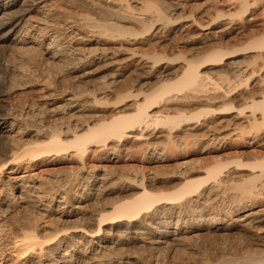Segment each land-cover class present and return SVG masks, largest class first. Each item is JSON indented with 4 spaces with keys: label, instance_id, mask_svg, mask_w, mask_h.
Wrapping results in <instances>:
<instances>
[{
    "label": "bare ground",
    "instance_id": "6f19581e",
    "mask_svg": "<svg viewBox=\"0 0 264 264\" xmlns=\"http://www.w3.org/2000/svg\"><path fill=\"white\" fill-rule=\"evenodd\" d=\"M0 49L46 66L0 79V264H264V0H0Z\"/></svg>",
    "mask_w": 264,
    "mask_h": 264
},
{
    "label": "rangeland",
    "instance_id": "374dc122",
    "mask_svg": "<svg viewBox=\"0 0 264 264\" xmlns=\"http://www.w3.org/2000/svg\"><path fill=\"white\" fill-rule=\"evenodd\" d=\"M83 2V1H82ZM81 1L77 4L78 6L77 7H79L80 6V4L82 3ZM83 4V3H82ZM81 7H83V8H81ZM82 9V10H84V12H88V11H90V9H88L86 6H84V4L82 5V6H80L79 8H77V9ZM87 8V9H86ZM93 10H91L90 12H92ZM89 13V12H88ZM93 13V12H92ZM90 13L89 15H90V17L93 19H98L99 17H97L96 16V14L95 13ZM96 16V17H94V16ZM230 40V39H229ZM5 51V52H4ZM12 51V52H11ZM10 51V49H0V79H6V77L7 78H10L12 75L10 74V73H12L13 71H12V68H15L16 69V72L17 73H19V74H21V71L22 70H24V69H28L27 70V73L29 72V73H39V74H41L42 72H43V68L44 67H46L44 64H42L40 61L38 62V60H35V59H29L30 57L29 56H31L30 54L28 55V54H26V55H24V54H19V53H17V51L15 50H11ZM17 53V54H16ZM29 57V58H28ZM34 61V62H33ZM38 62V63H37ZM8 64V65H7ZM25 64V65H24ZM40 66H39V65ZM22 65V66H21ZM26 66V67H25ZM8 67H10L9 69H8ZM24 68V69H23ZM22 69V70H21ZM10 70V71H9ZM25 70V71H26ZM42 71V72H41ZM8 72H9V74H8ZM16 73V74H17ZM10 76V77H9ZM107 76H110V73L108 72V71H103V72H99V74L97 73V74H94V75H92V76H90V77H88L87 79L86 78H84V79H81L79 82H77V83H79L78 85L80 86V88L82 89L81 91L83 92L84 90H91V89H94V87L96 88H100L102 85H103V83H104V81L106 82L107 80H109L108 78H110V77H107ZM81 84V85H80ZM123 84L121 83V84H119V88L122 86ZM85 87V88H84ZM38 90V88L37 89H35L34 88V90H27L26 92H22V93H20V94H17V95H15L13 98H14V100H17V101H19V102H25V103H33L32 101L34 100V103L36 102V99L38 100V92L39 91H37ZM80 90V89H79ZM24 93V94H23ZM36 97V98H35ZM28 101V102H27ZM206 160V159H205ZM206 162V161H205ZM215 240V239H214ZM213 240V241H214ZM221 238L219 239H217V242H216V244H215V241H214V243H213V241L211 240V242L213 243V245L209 242V241H206V245H202L201 247L203 248V249H211L212 250V247H219V248H217V249H215L214 248V250H213V252L212 253H214V255L218 252L219 253V255L217 256V254L215 255L217 258H221L222 256H223V254H224V252L225 253H227V255H232L233 253H234V250L232 249L233 248V244L235 245L236 243H235V240H233V239H231L230 241H228V242H225L224 240H221ZM233 240V241H232ZM220 241V242H219ZM209 242V243H208ZM221 242H223V247H222V243ZM224 242H225V245H224ZM232 242V243H231ZM217 243H218V245H217ZM210 244H211V246H210ZM215 244V245H214ZM219 244H221V245H219ZM227 244V245H226ZM232 245V246H231ZM205 246V247H204ZM208 248H207V247ZM209 246H210V248H209ZM226 246V247H225ZM229 246V247H228ZM222 247V248H221ZM232 247V248H231ZM201 248V250H203ZM229 249H231L230 251H232L233 250V252H232V254H230L231 252L229 251ZM222 250V251H221ZM225 250V251H224ZM230 253H229V252ZM222 252V254H220ZM222 255V256H221ZM220 256V257H219Z\"/></svg>",
    "mask_w": 264,
    "mask_h": 264
}]
</instances>
